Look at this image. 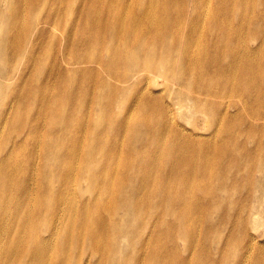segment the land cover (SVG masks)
<instances>
[{
  "label": "rangeland",
  "instance_id": "1",
  "mask_svg": "<svg viewBox=\"0 0 264 264\" xmlns=\"http://www.w3.org/2000/svg\"><path fill=\"white\" fill-rule=\"evenodd\" d=\"M203 1L200 15H187L181 5L163 12L176 19L173 34L186 37V49L221 48L229 59L224 63L232 70L252 64L253 58L264 59V0H229L220 24L211 19V0ZM81 3L86 5L82 17L97 15L98 4L95 10L92 0ZM39 4L42 7L32 12V19L41 22L49 16L52 21L41 23L35 33L27 30L25 1L16 0L8 9L18 16L12 28L28 33L32 43L24 52L26 59L20 54V71L13 69L16 59L8 61L7 72H0V108L13 102L14 109L22 106L24 113L14 118L13 110L0 118V138L36 142V147L14 159L34 158L26 171L34 186L47 188L48 196L44 191L42 198L46 207L55 190L69 191L59 218L47 213L41 217L57 232L48 248L34 252L35 264H99L97 257L104 264L106 253L94 246L98 242L116 244L123 250L117 258H129L128 264H239L242 242H247L246 264H252L256 254L264 259V87L260 82L233 80L232 72L213 71L192 58L184 63L194 68L186 78L202 82L206 69V81L164 91V75L149 72L145 63L150 48L161 54L167 44L164 38L126 45L109 36L100 45H85L90 26L77 23L82 9L76 15L66 10V3L52 8ZM111 14L122 16L120 9ZM69 18L74 28L67 27ZM6 38L4 53L9 55L14 54L13 43L26 39L16 31ZM77 39L81 43L75 44ZM149 77L152 88L146 89L142 79ZM62 79L67 85L60 84ZM31 85L37 98L29 108ZM54 97L64 111L55 117L58 126L51 128ZM121 117L127 119L126 126L117 122ZM44 142L66 154L63 165L68 178L63 182L45 166L40 146ZM103 199L114 210L103 207ZM2 215L8 217L10 212ZM118 221L120 232L115 235ZM70 228H81L85 241L74 234L63 252L56 250L57 241Z\"/></svg>",
  "mask_w": 264,
  "mask_h": 264
},
{
  "label": "bare ground",
  "instance_id": "2",
  "mask_svg": "<svg viewBox=\"0 0 264 264\" xmlns=\"http://www.w3.org/2000/svg\"><path fill=\"white\" fill-rule=\"evenodd\" d=\"M15 1L16 0H0V63L3 64L0 66V72L3 73L8 71L6 68L8 61L12 62L16 59L17 64L13 69L15 72L20 71V54H22L24 58L26 48L32 43L31 36L27 39L28 33H23L21 28H12L16 24L18 16H12L8 9L14 5ZM21 1H25L22 11L25 12V16L27 17V30L29 32L31 30L33 33L37 32L41 27V23H51L52 20L49 16L41 22H38L37 19H32V12L36 8L40 9L42 7L39 3L45 2L48 8H52L61 3H66L64 4L66 10H72L73 14L76 15L78 10L82 9L78 14L79 19L77 20V23L80 24L81 22H84L86 25L90 26L89 35L87 34L85 36V38L88 39L86 40L88 43L85 45H100L109 36L126 45L133 44L136 40L140 39L164 38L167 44H163L160 51L161 54H158L154 48H150L147 50L148 54L145 61L146 64L150 65L148 67L149 72L158 74L159 76L164 75L163 77L166 79L164 91L168 89L171 90V88L177 90L187 84H190V86L201 85V83L206 81V69L203 71L204 80L202 82L192 81L186 78L187 74L192 75L194 68L191 66L186 67L184 63L185 61L189 63L192 58H195L194 60L197 62L207 64V67L213 71L220 73L225 72V74L232 72L233 80H236L237 77H242L247 79L248 83L260 82V85L264 87V59L259 58V60L256 61L257 58H253L252 64L244 63L241 66H236L232 70L229 64L225 65L226 63H224L229 59L224 57L223 54L226 53L223 49L221 50L220 48L218 51H213V48L210 46L208 49L200 47L201 49L197 52L194 50L191 51L186 49L183 44V42L187 43L184 40L186 37H182L175 29L174 30L178 35L177 37L174 36L172 24L175 26L176 19L169 17L168 11L166 14L163 13L166 8L181 5L183 8L185 7L187 15L191 13L200 15L201 9L204 6L203 0H92L93 7L95 4H98L100 9L97 15H91L90 13L89 15L86 14L85 17H82L84 14L82 12L86 9V5L85 3L82 4L81 0H75L73 4L71 0ZM128 2L129 5L123 12V8H125ZM228 2L229 0H218L217 3L216 0H211L209 2L210 7L208 10H211L210 16H212V20H217L220 24V20L223 19L224 15L223 7ZM94 9L96 10L97 8L94 7ZM119 9L122 16L111 14V11L118 14ZM260 9L261 8L258 10ZM105 12L108 13L107 16H110L107 19L104 15ZM235 17L236 16L232 19ZM188 18L191 19L190 16H188ZM73 21L74 20L71 18L67 19V27L74 28L75 26L72 25ZM225 25L226 21L224 19L221 23V26L223 27L222 31L224 32L226 29ZM228 30L229 33H231L232 28L229 27ZM12 31H16V34L18 35H24L26 39L23 42L13 43L14 54L9 55L8 52L6 54L4 53V47L9 41L6 37L9 33L11 34ZM115 42L109 46L108 51H111ZM23 43L24 45L21 49ZM74 43H81V41L77 39ZM173 43L180 46L173 47ZM182 47V51L177 53V50ZM20 49L21 51L19 52ZM139 49L141 48H138V50ZM141 50L143 51L144 49ZM247 54L248 61L252 60V55L248 52ZM156 55H159L160 58ZM263 56L264 52L261 53V57ZM26 58L27 56L24 59ZM214 62H218L219 64L214 65ZM208 64H210V67ZM202 70L203 69L200 71ZM157 71L162 73H158ZM2 76L3 74L0 73V78ZM142 80L145 81L146 89L152 88L150 77ZM60 84L67 85V82L62 79ZM56 85L57 83H54L53 87ZM30 87L31 88L28 91L29 108L30 103L37 98L36 91L32 90V85ZM176 107L180 110L179 106ZM14 108L15 104L13 102L10 103L9 107H1V120L5 119L6 112H11L13 110L14 118L22 117L24 115L22 106H19L16 109ZM168 109H170V106H168ZM63 111L64 106L59 98H52V113L49 116V118H52L51 128L58 126L55 117L62 115ZM117 122L122 123L125 126L128 124L127 119H124L123 117L118 118ZM0 137H2V133H0ZM26 139L28 138H0V143L3 141L0 144V247L2 248L0 250V264H10L12 262H14V264H35L37 262L38 258L34 256V252L38 251L39 248H48V244L52 241L53 236H56L54 232H57V230H54L56 227L54 225L52 227V223H49L47 226L46 219L41 220V217L47 213L48 216L59 218L58 215L60 214V211H64L67 202L65 192L69 193V191H66L64 188H59L52 193V201L49 202L50 204L47 207L43 204L42 198L44 197V191L47 192L46 196H48L47 188H42L41 184L34 186V179L26 171L27 167L33 165V162L35 161L34 158L29 157L28 160L24 159L23 161H17L14 159L15 156H18L25 150L30 151L33 147H36V142L25 141ZM49 143H52V138H49ZM40 146L47 170L49 171L50 169L53 173H56V175H58L57 178L59 180L62 178L61 181L63 182L64 178H68V172L63 165V162L66 161V154L64 155V153L57 148H50L48 142L40 143ZM165 156L164 158L167 160V155ZM88 168L92 169L93 165H89ZM80 172L82 175H85L87 170L82 168ZM16 181H18L17 184ZM58 187H61V185ZM122 189L123 187L119 188L117 195L121 193ZM102 205L110 211L114 210V207L112 205L108 206L104 199ZM7 211L10 212V216H3L2 213H6ZM79 215L80 211L78 212L76 220H79ZM40 220L44 226L47 227H43L40 224ZM118 223L119 221L114 223L115 235L120 232ZM78 229L79 231L70 228L68 234L57 241L56 250L63 252L67 244L72 241L74 234L85 241L83 230L81 228ZM53 241L56 242V239ZM241 245L242 248L238 255V261L239 264H246V254L243 252V249H245L247 242H242ZM94 246L96 249H99L100 252L104 251L106 253L104 264H128L129 262V258L127 257L123 259L117 258V254L123 252V250H119L116 244L111 246L98 242ZM251 248L252 247L247 250L248 254L250 253ZM8 250H10V252H8ZM97 261L100 264L98 257ZM252 264H264V259L256 254Z\"/></svg>",
  "mask_w": 264,
  "mask_h": 264
}]
</instances>
